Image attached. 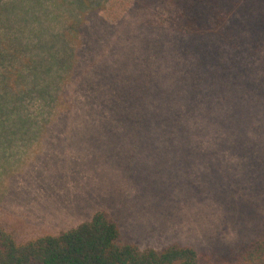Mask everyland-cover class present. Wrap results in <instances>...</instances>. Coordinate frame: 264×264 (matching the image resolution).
<instances>
[{"label":"rangeland","instance_id":"1","mask_svg":"<svg viewBox=\"0 0 264 264\" xmlns=\"http://www.w3.org/2000/svg\"><path fill=\"white\" fill-rule=\"evenodd\" d=\"M41 1L40 7L26 0L28 18L39 20L41 13L48 15L42 25L59 26L63 0ZM96 1L93 10L112 27L102 43L120 41L113 54L120 62L133 54L145 58L148 84L127 81L130 93L120 98L117 115L60 114L65 104L86 99L82 87L74 92L86 76L84 64L67 88L47 75L37 95H28L24 115L0 118V226L25 242L104 211L125 240L142 248L179 243L193 247L204 264L235 260L264 232V0ZM0 3L9 4L12 16L19 13L17 0ZM193 17L197 32L189 33L184 21ZM14 18H4L13 27L1 22L0 33L23 31L26 42L29 24ZM175 37L240 55L260 39L256 63H246L247 81L205 86L188 99L182 137L173 121L151 113L158 43L168 45ZM98 46L99 58L112 52V45ZM38 52L31 55L39 59ZM160 52L166 56L170 50ZM164 65L163 77L169 71ZM182 139L190 145L180 148Z\"/></svg>","mask_w":264,"mask_h":264},{"label":"trees","instance_id":"2","mask_svg":"<svg viewBox=\"0 0 264 264\" xmlns=\"http://www.w3.org/2000/svg\"><path fill=\"white\" fill-rule=\"evenodd\" d=\"M17 1L21 7L15 16L20 18V23L29 24L24 28L28 39L35 38L40 43L35 45L29 43L28 39L26 42L22 41L23 31H18L17 36L0 33V118L14 119L16 118L12 117L14 113L24 115L28 95L38 93L35 90L41 85V81L46 80L47 75L52 80H57L56 83L61 84L60 88L65 87L63 85L71 81L76 74L78 75V67H84V64L86 76L80 79L74 92L79 93L82 87L86 99L82 96L83 99L76 100L69 106L65 104L66 109L60 114L117 115L118 107L121 101L122 103L124 101L120 98L125 99L130 93L126 82L137 79L143 86L148 84L145 82L149 77L148 71L143 68L145 58L133 54L126 57L124 63L123 60L120 62V59H116L117 57L113 55L120 41L105 40L102 43L107 36L109 38L112 27L109 28L93 10L98 1L63 0V4L60 3V7L64 8L60 25H52L48 28L42 25V21L46 20L43 16L48 15L40 13L37 14L39 20H30L28 18L30 6L27 4L29 2ZM32 2L41 7V0H32ZM6 4L0 3V23L3 22L4 28L10 30L13 24L9 23L7 28L4 18L7 17L8 21H13L15 16H12L9 4L7 7ZM14 10L12 12L15 14ZM195 23L194 17L184 21V24L189 26L186 29L187 32H197L193 26ZM200 24L199 21L197 25ZM257 40L254 39L250 50L242 51L241 55L238 54V50L234 54H221L215 48L213 49L210 43L205 45L195 43L193 38L188 37H175L168 45H165L164 41H159V53L154 59L156 76L154 85L150 86L157 101L151 105L152 115L173 121L180 137L184 133L187 134L185 127L182 128V122L186 117L185 107L188 99L194 98V94L197 95V92L205 86H224L247 81L249 70L246 63H256L253 52L254 48H257ZM27 45L29 47L26 48ZM98 45L105 47L112 45V52L99 58L95 54L99 48ZM165 46L167 50H170L169 55L166 56L160 52ZM33 49L39 51L38 54L41 53L39 59L31 55ZM90 50L99 61L93 58ZM86 61H89L95 69L89 70ZM102 62H107L104 68H101ZM163 65L169 68L164 77L160 73ZM130 66L133 67L132 72L124 71ZM166 79L170 82L164 87ZM55 90L59 89L55 88ZM123 95H126L125 98ZM115 97L120 102H117ZM51 98H54L53 94ZM178 123L180 128L177 127ZM29 126H33V123ZM30 127L28 129H31ZM186 144L190 145L184 139L178 142L180 148ZM0 264L204 263L198 252L188 245L174 243L162 248H142L138 244L125 240L116 221L107 212L98 211L89 220L76 227L56 235H44L25 242H18L0 226ZM214 264H264V232L235 260H221Z\"/></svg>","mask_w":264,"mask_h":264}]
</instances>
